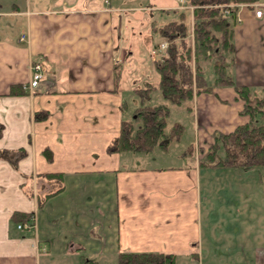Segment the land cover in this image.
Instances as JSON below:
<instances>
[{
    "label": "crops",
    "instance_id": "0c3cea01",
    "mask_svg": "<svg viewBox=\"0 0 264 264\" xmlns=\"http://www.w3.org/2000/svg\"><path fill=\"white\" fill-rule=\"evenodd\" d=\"M46 1L15 3L4 11L21 15L25 29L0 35V264H117L122 251L172 252L175 262L180 256L198 263L204 164L197 157L198 163L191 158L187 165H126L147 151H109L122 121L135 110L128 115L116 64L118 57L119 64L128 62L123 63L125 48L115 43L112 30L113 12L126 5ZM260 6L256 16L252 5H237L228 18L232 50L225 54L234 83L257 92L264 86V1ZM117 31L122 42L124 28ZM191 35L193 45L192 29ZM191 55L195 63L193 46ZM38 58L45 60L43 78L28 88ZM12 85L23 91L11 92ZM193 87L189 101L198 113L200 103L203 110L215 106L219 115L228 112L222 121L213 113V125L200 132L203 139L210 142L216 129L228 132L248 121L231 84ZM139 89L135 95L143 102ZM217 89L224 90L222 97ZM238 172L254 179L256 169ZM249 209L240 224H254ZM16 213L30 214L18 220ZM253 264H264V245L253 246Z\"/></svg>",
    "mask_w": 264,
    "mask_h": 264
},
{
    "label": "rangeland",
    "instance_id": "374dc122",
    "mask_svg": "<svg viewBox=\"0 0 264 264\" xmlns=\"http://www.w3.org/2000/svg\"><path fill=\"white\" fill-rule=\"evenodd\" d=\"M26 1L28 0H0V10H2L0 35L11 33L12 36H16L20 29H25V24L20 21L21 15H12L4 11L13 9L15 3L24 7ZM57 1L61 3V0ZM263 1L259 0L250 5L255 8ZM34 2L35 0H31L33 5ZM47 2L42 0L44 4ZM111 2L112 4L121 3L127 7L124 11L113 12L112 30L115 32V43L118 41V45L122 43L124 45L123 63L128 62V65L119 64L121 59L119 57L117 63L115 62L120 67L118 72L123 75L121 91L128 115L136 107L163 103L169 109L167 131L175 130V126H172L174 120L181 124L182 129L177 136L163 138L162 140L168 139L165 145H156L151 150L145 151V157L142 160L140 158L124 163L142 166H177L187 165L191 158L204 159L207 147L213 139L210 142L209 137L203 139L204 133L200 132L213 125L212 116L213 113L219 115L218 109L215 106H209L208 110H203L204 106L200 103L201 108L198 107V113L197 106L195 107L192 101L185 99L181 103H173L163 98L159 88L160 73L157 60H161L168 54V46L174 45L179 53L193 46L191 35L193 21L191 10L185 5V3L188 4L187 0H111ZM163 4L173 6L158 7ZM178 5L184 6L176 7ZM172 21L177 24L181 23L186 29V34L181 36L180 28L176 29L178 25H175V29L174 26H171L173 28L167 27V33L170 35L177 31L181 33L178 39L171 42L160 33L159 28ZM119 26L124 28L122 42L117 31ZM161 40L168 41L163 48L160 46ZM184 63L189 70L193 71L191 72L193 85L196 84L200 88L204 85L215 84L212 57L207 59L199 57L197 63H194L192 59H185ZM135 88H141L138 91L143 95V102L138 99L140 94L135 95L137 91ZM202 92L201 90L200 94ZM217 93L219 97H222L224 90L217 89ZM258 94L263 96L264 92L260 91ZM227 117L228 112L224 110L218 120L222 121ZM148 154L154 157L151 159ZM196 162L198 163V160ZM238 167L246 168L243 165H228L222 168L205 165L200 167L202 244L199 250V260L198 263H192L191 260L187 261L184 257L178 256L175 264H253V246L264 245V175L256 171L254 179L252 175L248 178L247 173L238 172L240 170ZM246 207H250L249 217H255L254 224L251 221L244 223L247 220L244 217L248 216ZM241 220L244 222L240 224ZM242 227L243 229L240 230Z\"/></svg>",
    "mask_w": 264,
    "mask_h": 264
},
{
    "label": "trees",
    "instance_id": "16d2710c",
    "mask_svg": "<svg viewBox=\"0 0 264 264\" xmlns=\"http://www.w3.org/2000/svg\"><path fill=\"white\" fill-rule=\"evenodd\" d=\"M257 1L259 0H187L188 4L193 6L194 61L197 63L199 57L213 58L214 83L231 84L242 101L239 113L249 117L247 122L238 124L231 131L216 129L204 159L199 162L210 167L243 165L256 169L259 174L260 171H264V95L260 96L255 88L248 85L234 83L226 72L225 54L232 50V29L231 21L221 17L224 6L228 3L251 4ZM175 25L179 27L176 28ZM171 26H174V29L180 28L182 34L178 31L168 34L167 27ZM159 31L171 42L175 36L186 34L185 27L174 21L164 24ZM191 57V47L179 53L174 45L170 44L168 54L157 60L160 73L159 88L164 99L181 103L192 98L194 88L192 74L184 63L185 59ZM18 87L19 85H12L11 92L23 91ZM262 89L264 91V86ZM39 116L41 113L37 112L36 117ZM131 116L122 121L119 135L109 145V151H149L156 145H165L168 139L162 140L163 138L177 136L182 130L181 124L174 120L172 126H175V130L167 131L169 109L163 103L137 107L134 116ZM2 129L3 126L0 124V135ZM44 153L48 159L51 158L49 150H45ZM29 214L16 213L14 217L18 220H27ZM117 264H175V254L163 251H122L118 253Z\"/></svg>",
    "mask_w": 264,
    "mask_h": 264
},
{
    "label": "built area",
    "instance_id": "2783aa9c",
    "mask_svg": "<svg viewBox=\"0 0 264 264\" xmlns=\"http://www.w3.org/2000/svg\"><path fill=\"white\" fill-rule=\"evenodd\" d=\"M235 5L234 4H227L224 6V10L221 13V17L224 18H229L231 17V15H233V12L235 10ZM254 14L256 16H260L262 14V8L261 6H257L254 9ZM237 18L238 17V13H237ZM21 38H23V35L21 36ZM165 43H161L160 46L163 48L165 47ZM44 67H45V60L42 58H38L36 60H33L32 64H31V75H30V79L28 81V88H36L39 84L40 81L43 78V71H44ZM26 226V223H18V227H23Z\"/></svg>",
    "mask_w": 264,
    "mask_h": 264
}]
</instances>
